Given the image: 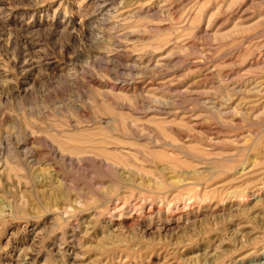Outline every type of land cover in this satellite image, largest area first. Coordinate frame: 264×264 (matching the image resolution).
I'll return each mask as SVG.
<instances>
[{
	"label": "rangeland",
	"instance_id": "obj_1",
	"mask_svg": "<svg viewBox=\"0 0 264 264\" xmlns=\"http://www.w3.org/2000/svg\"><path fill=\"white\" fill-rule=\"evenodd\" d=\"M0 264H264V0H0Z\"/></svg>",
	"mask_w": 264,
	"mask_h": 264
},
{
	"label": "bare ground",
	"instance_id": "obj_2",
	"mask_svg": "<svg viewBox=\"0 0 264 264\" xmlns=\"http://www.w3.org/2000/svg\"><path fill=\"white\" fill-rule=\"evenodd\" d=\"M69 232V231H68Z\"/></svg>",
	"mask_w": 264,
	"mask_h": 264
}]
</instances>
